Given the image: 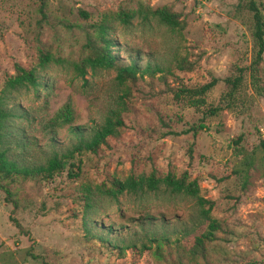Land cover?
I'll use <instances>...</instances> for the list:
<instances>
[{
  "label": "rangeland",
  "instance_id": "obj_1",
  "mask_svg": "<svg viewBox=\"0 0 264 264\" xmlns=\"http://www.w3.org/2000/svg\"><path fill=\"white\" fill-rule=\"evenodd\" d=\"M137 1L167 4L185 25L176 32L155 18L135 17L130 25L111 20L115 65L134 60L139 69L157 64L169 71L163 77L138 75L130 84L118 137H108L94 152L75 154L49 179L9 182L17 200L13 211L0 189V264L264 263V48L253 63V18L246 0H0V97L15 113L6 127L9 154L35 163L68 149L75 139L66 127L53 135L42 129L65 101L73 110V125L88 130L103 120L118 92L115 68L86 67L82 78L68 62L78 56L87 24L121 2L135 7ZM254 1L264 20V0ZM42 47L64 60L36 65ZM180 56L191 69L174 65ZM14 62L34 65L39 83L2 93ZM236 74L239 83L229 94L223 79ZM212 77L217 82L204 94V104L190 105L186 96L174 95L178 87ZM215 106L214 115L206 114ZM19 138L23 146H14ZM151 170L175 176L186 170L188 179L197 181L198 195L212 202L208 212H202L207 204L163 183L154 191L121 192L116 199L95 191V184L112 176ZM85 186L93 191L88 215L110 241L83 232ZM209 218L217 224L213 238L203 259L192 257L189 247L208 229ZM113 242L134 246L120 251Z\"/></svg>",
  "mask_w": 264,
  "mask_h": 264
},
{
  "label": "trees",
  "instance_id": "obj_2",
  "mask_svg": "<svg viewBox=\"0 0 264 264\" xmlns=\"http://www.w3.org/2000/svg\"><path fill=\"white\" fill-rule=\"evenodd\" d=\"M245 6L252 12L253 25L251 35L255 45L254 62L256 63L261 58V53L264 48V20L261 12L258 9L254 0H246ZM82 16H87V13L79 9ZM140 17L141 20H148L155 18L160 23L166 25L170 30L180 32L185 25V20L180 17L179 11L172 9L167 4H159L150 6L143 1H137L135 7H130L126 3H119L118 7L112 11H105L101 14L97 21H92L87 24L84 29V40L80 44V51L75 59H71L68 63L72 67V71L76 76L83 78L86 67L94 70L96 68H115L113 76L117 93L114 99L113 106L109 107L103 117V120L89 128H83L72 124L73 110L69 101H65L55 111L47 116L42 129L49 134L53 135L57 128L66 127L68 132L74 137V142L62 153L52 151L49 156H46L43 161L35 163H27L18 161L15 156H10V146L6 143L5 138L9 135L6 127L9 126L7 121L10 116L15 113L11 107L6 106L0 97V189L4 192V199L12 203L11 211L15 209L17 200L14 193L9 189L8 183L18 179H38L50 178L56 173H59L64 168L68 159L79 154L81 151L90 150L96 151L100 144L108 142V137H118L125 127L122 111L126 110V100L131 98L130 84H132L138 75L154 74L159 72V76L163 77L165 72L169 71V67H163L155 64L153 67L149 64L143 69L136 64L134 60H130L125 64L115 65L116 56L112 52L113 38L109 34L111 20H116L123 25H130L133 18ZM64 59L56 53L49 50L48 47L38 49V56L36 65L43 66L44 64L52 61L59 63ZM174 65L177 67L188 70L191 69V64L180 56L174 59ZM13 72L7 75L3 80L1 92L12 90L16 87L31 85L35 86L39 82L36 79L35 66H23L19 62L12 63ZM224 82L229 86V94L237 87L240 75L236 74L233 77H225ZM217 79L212 77L208 82L201 83L197 86L186 87L181 86L175 89L174 95L186 96V100L190 105L204 104V94L212 88ZM219 106L210 107L207 109L206 114L214 115ZM201 126V124H199ZM202 127V126H201ZM196 128L192 129L194 134ZM12 135V134H11ZM240 135L237 136L239 138ZM6 143V144H5ZM14 146H23L24 142L21 138L13 140ZM260 145L262 146V154L264 157V136L260 138ZM188 155L190 156V146H188ZM163 183L164 186L172 192H181L193 196L199 204H207V208L202 210L204 214L210 209L212 202L203 199L198 195V184L195 178L188 179L186 170H182L178 176L171 172L158 174L156 171L151 170L145 174L143 172L134 174L129 172L124 178L110 177L108 183L99 182L95 184V191L98 194L105 195L116 199L119 193L132 192L143 193L147 191H154L159 184ZM89 186L84 187L83 198L84 207L81 213V225L84 234L87 236H95L99 240H107L108 232L97 231L93 225V221L88 215V210L92 207L93 194ZM10 217V216H9ZM15 225L21 230L19 222L10 217ZM217 227L216 221L209 218L208 229L202 232L197 237H194L193 243L189 247V253L192 257L204 258L205 244L212 240V231ZM145 240H154L153 237L144 235ZM111 240V238H109ZM107 240V241H110ZM111 245L117 247L120 251L127 247H133L134 244H123L113 242ZM140 245H144L141 242ZM264 264V263H262Z\"/></svg>",
  "mask_w": 264,
  "mask_h": 264
}]
</instances>
